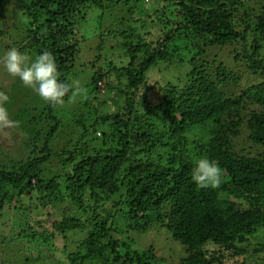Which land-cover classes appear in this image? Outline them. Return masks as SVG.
Instances as JSON below:
<instances>
[{"label": "trees", "instance_id": "16d2710c", "mask_svg": "<svg viewBox=\"0 0 264 264\" xmlns=\"http://www.w3.org/2000/svg\"><path fill=\"white\" fill-rule=\"evenodd\" d=\"M144 1L25 0L29 47L52 53L61 80L69 83L85 39L76 37L75 18L86 6L101 10V20L107 6L118 8L97 48L114 34L129 60L116 66L107 59L94 70L69 118L74 140L56 152L62 167L49 175L41 166L61 124L57 105L40 110L35 121H49L40 127L49 126L42 155L9 170L0 165V218L12 191L38 194L48 215L61 211L51 230L32 217L18 232L32 252H59L61 264H157L152 241L132 245L150 229L181 247L177 264H264V0L259 9L243 0H153V12L142 18ZM213 47L229 48L239 70L218 56L207 59ZM173 60L190 65L184 79L148 85L150 67ZM243 76L254 82L242 89ZM147 88L156 90L152 101L142 93ZM95 101L115 106L97 115ZM202 156L222 169L219 187L192 182ZM67 233L76 237L68 241L73 248H57L54 241L68 240Z\"/></svg>", "mask_w": 264, "mask_h": 264}, {"label": "rangeland", "instance_id": "374dc122", "mask_svg": "<svg viewBox=\"0 0 264 264\" xmlns=\"http://www.w3.org/2000/svg\"><path fill=\"white\" fill-rule=\"evenodd\" d=\"M243 1H247V4L250 6L259 9L262 0ZM24 2L25 0H0V5H3V8L0 10L4 13V18H0V30H3V34H0V56L10 47H16L30 57L37 55V51L29 47V41L33 36L27 32L29 23L28 15L30 14L27 16L24 15ZM152 2L155 5L153 0L144 1L143 9L146 10V14L141 15L142 18L153 12L154 5H152ZM117 10L118 8L116 7L112 8L110 5L107 6L103 12L104 18L101 20V10L86 6L80 14V16L84 15L85 19L81 20L80 16L75 18L78 22L77 30L79 33L78 35L76 34V37L78 39L80 34H83L85 39L81 40L80 38L79 40L78 53L75 56L73 67L67 77L69 83L79 81L81 87L84 89L85 95L88 93L89 82L94 70L101 65L106 66L107 63H103L108 61L107 59H110L116 66L125 65L129 60L128 56L126 57L123 50H121L122 46H118L115 43L114 34L106 36L105 43L107 42V45H104V50L99 51L97 48L102 30H111L110 26L113 25V22H116L117 19L114 16L115 14L117 15ZM24 46H27V48H23ZM228 49L223 47L210 48L206 52V58L211 60L214 56H218V61L224 62L229 68L234 67L235 71L239 70L238 67L241 66L236 68V64L232 61ZM99 54L102 56L101 59L98 57ZM105 58L106 60H104ZM215 59L217 60V58ZM179 61L173 60L170 63L159 62L150 67L146 74L148 85L154 83L165 84L167 82L178 84L179 80L182 81L191 67L189 64ZM249 81L254 82L253 79L249 80L247 76L241 77L240 88L243 89ZM102 85L105 87V81L102 82ZM142 93L148 95L149 101L154 100L156 97V90L152 88H147ZM0 94L8 97L2 106L7 110L8 120L13 122L10 124L0 122V165L6 166L9 170L25 162L28 156L37 155V157H40L42 152H44V141L49 126L44 130L40 129V127L45 126L49 121L41 120L37 123L35 117L39 115L40 110L49 105V102L44 101L30 88L25 87L18 78L10 76L2 68H0ZM104 94L103 92L99 94V102L103 100ZM83 98L84 95H78L75 98L70 95L68 99L63 100L64 103L62 105L56 106L55 112L59 116L61 126H59L48 145L52 150V154L41 166L44 175L53 174L61 169L62 164L54 156L56 152L68 145L71 140H74V130L69 122V118L75 116L73 112L82 102ZM94 103L97 106V115L105 111L110 112L115 106L112 103L104 104V106L99 104L98 101ZM32 128L34 129L33 131L31 130ZM34 131H38V134L34 133ZM99 135L100 133L97 132V136ZM242 140L243 137L239 138L238 143H242ZM8 197L11 198L9 201L10 206L4 209L3 215L0 218V264L65 263L58 261L57 256L59 252L56 250L51 251V254H37L32 252L31 249H27L28 244L26 243L25 237H18L21 226L23 227L24 224L30 222L32 217L35 218V221H40L42 223L41 225L46 229L51 230V224L55 220L60 219L61 211L54 208L51 210L52 214L48 215L47 211L38 204V194L34 192L21 193L19 195L17 191H12L8 193ZM66 205L68 206L69 203ZM150 230L151 232L145 233V235L143 234L144 236L137 237L136 243H132L133 247L143 249L152 241L155 252L160 259L157 264H177L178 258L183 255L181 247L171 241L163 231L156 229ZM67 235L68 240H63L62 237H59L54 241L57 248L61 249L63 244H67L70 249L73 248L72 243L69 242L75 240L76 237L70 233H67ZM255 243L254 241L249 245V250L253 248Z\"/></svg>", "mask_w": 264, "mask_h": 264}, {"label": "clouds", "instance_id": "9594fccd", "mask_svg": "<svg viewBox=\"0 0 264 264\" xmlns=\"http://www.w3.org/2000/svg\"><path fill=\"white\" fill-rule=\"evenodd\" d=\"M0 68L10 76L18 78L27 88L53 106L62 105L63 97L71 91L75 98L85 95L79 81L71 83L60 79L54 56L49 51H41L34 57L22 53L16 47L8 48L0 56ZM8 97L0 94V122L13 123L8 120L7 110L2 106ZM223 171L219 164L207 156L196 158L191 170L192 182L200 188H216L220 186Z\"/></svg>", "mask_w": 264, "mask_h": 264}, {"label": "bare ground", "instance_id": "6f19581e", "mask_svg": "<svg viewBox=\"0 0 264 264\" xmlns=\"http://www.w3.org/2000/svg\"><path fill=\"white\" fill-rule=\"evenodd\" d=\"M206 109V108H205ZM202 113V112H201Z\"/></svg>", "mask_w": 264, "mask_h": 264}]
</instances>
